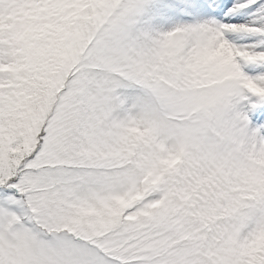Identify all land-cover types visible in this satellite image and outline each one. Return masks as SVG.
Listing matches in <instances>:
<instances>
[{"label":"snow or ice","instance_id":"snow-or-ice-1","mask_svg":"<svg viewBox=\"0 0 264 264\" xmlns=\"http://www.w3.org/2000/svg\"><path fill=\"white\" fill-rule=\"evenodd\" d=\"M0 264H264V0H0Z\"/></svg>","mask_w":264,"mask_h":264}]
</instances>
